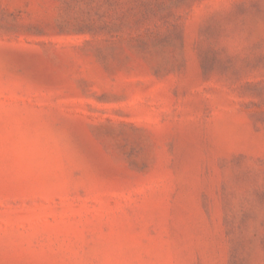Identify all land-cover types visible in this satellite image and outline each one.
Returning <instances> with one entry per match:
<instances>
[{
    "label": "rangeland",
    "instance_id": "1",
    "mask_svg": "<svg viewBox=\"0 0 264 264\" xmlns=\"http://www.w3.org/2000/svg\"><path fill=\"white\" fill-rule=\"evenodd\" d=\"M0 264H264V0H0Z\"/></svg>",
    "mask_w": 264,
    "mask_h": 264
}]
</instances>
